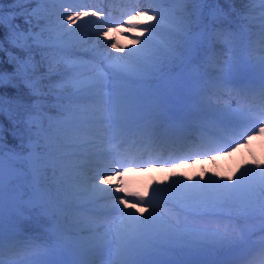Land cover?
Listing matches in <instances>:
<instances>
[{
	"label": "snow or ice",
	"instance_id": "snow-or-ice-1",
	"mask_svg": "<svg viewBox=\"0 0 264 264\" xmlns=\"http://www.w3.org/2000/svg\"><path fill=\"white\" fill-rule=\"evenodd\" d=\"M32 2L41 7L27 10L26 23L35 19L38 32L20 30L12 23L17 12L8 13L7 39L26 56L20 59L10 55V62L15 61L16 66L7 74V82L17 89L22 84L35 99L26 103L19 96L6 98L0 94V117L7 114L11 135L17 141L15 145L8 142L0 121V264H180L175 259L178 255L202 246L225 249L249 240V234L239 229L241 220H258L255 227L264 234V164L255 156L257 166L242 164L237 169L239 175L229 174L219 181L200 176L204 182L196 184L178 179L151 193L185 217H223L235 224L233 229L221 232L189 226L179 215L165 220L155 208L143 219L124 212L120 205L134 209L145 203L151 206V200H144L149 195L147 190L130 188L123 179L143 169L134 163L131 167L122 165L116 158L122 145L108 147L111 141L100 134L110 129H131L148 135L157 128H163L166 135L179 134L184 131V122L176 120L174 112L190 107L195 97H207L210 104L211 96L227 90L240 98L255 94L258 117L250 118L232 109L241 117L230 128L237 139L226 141L227 147L218 148L216 155H198L215 160L217 155H231L241 147H250L255 136H264V84L256 90L235 88L229 86L228 79L239 70L235 49L253 19L259 22V42L264 45V0H246L248 5L259 7L245 10L232 7L235 0H224L230 6L227 11L219 7V0H150L154 5L172 6L166 9V36L158 39L156 25L146 27L150 21L159 24L165 19L159 7L132 8L119 26L95 33L90 46L83 45H88L92 34L76 36L77 30L68 26L85 17H104L103 9L70 11L64 7L66 17L41 27L42 6L63 0H13V6L23 12L20 6ZM209 3L217 7L209 10L212 23H205L204 6ZM188 5L193 7L189 9ZM253 12L258 15L253 17ZM231 14L242 22L238 29L230 27ZM4 25L0 4V26ZM101 32L108 41L113 40L112 33H134L131 44L138 47L126 51L119 40L103 44ZM211 40L222 42L226 54L212 57L218 74L209 77L199 57ZM3 43L0 40V51ZM109 47L122 55L113 56ZM34 49L39 51V61ZM79 52L87 53L89 59ZM257 64L264 72V54L257 58ZM105 65L108 74L101 77L98 74ZM42 66L44 71H40ZM5 77L0 71V88L5 86ZM200 103L203 105V100ZM206 119L207 113L200 122ZM100 125L108 128L101 129ZM181 163L173 162L172 166ZM87 169L95 171L89 175ZM216 176L213 172L212 177ZM110 179L115 181L110 188L100 187ZM130 197L136 199L130 201ZM41 218L47 221L50 242H40L35 235L20 239L21 225ZM5 221L11 230L7 240ZM245 264H264V236Z\"/></svg>",
	"mask_w": 264,
	"mask_h": 264
},
{
	"label": "rangeland",
	"instance_id": "rangeland-1",
	"mask_svg": "<svg viewBox=\"0 0 264 264\" xmlns=\"http://www.w3.org/2000/svg\"><path fill=\"white\" fill-rule=\"evenodd\" d=\"M140 4L131 6L132 8H155L159 7L161 14L165 16V19L160 21L159 24H157L156 21H150L146 27L151 28L153 25H156V32H157V38H161L167 35V30L169 27L168 23V12L166 13V9L168 8V5H154L150 3V0H138ZM59 3V2H57ZM120 3V4H119ZM239 5L241 10H245L247 8H257L259 5H248L246 3V0H235L234 2ZM60 8H57L54 6L52 2H49L47 4L48 10V18L46 19L47 23H56L59 21L61 16L66 17L68 13H63V8L68 7L70 11L74 9L79 10H94V9H103L105 12V16H96V17H85L82 20L77 21L75 24L69 25V28L77 30L75 32L76 36H79L81 33H90L91 38L88 42V45L83 46H90L91 42L96 39V36L94 35L97 32H100L101 29H106L110 26H119L122 18H126V12H122L117 10L115 6H122L124 5L123 0H63V3H59ZM111 7V8H110ZM193 6L188 5V8L191 9ZM126 10H128V7H126ZM131 11V10H130ZM150 15L152 13H149ZM257 12H253L252 16H257ZM42 17V16H41ZM106 20L107 22H103ZM89 21H95V23H89ZM64 23L67 24V20H64ZM259 24V22L255 19L252 20V24ZM32 24L36 25V20H32ZM41 27H43L45 24L43 23L42 19H40ZM113 40L108 41L106 38L103 37L102 32L100 35V40L103 44H110L112 42H115L116 40H119L121 45L125 46V50L132 49L134 47H138L136 45L131 44V39L134 37V33H125L123 35H119L116 33H112ZM145 35L147 36V32H145ZM140 39H144V37H141ZM260 39V37H259ZM214 43H219L220 41L211 40ZM260 41V40H259ZM221 43V42H220ZM208 44V43H207ZM208 52L210 51L209 44L207 45ZM262 48H264V45L258 44V46H255L253 49L254 55L261 56L264 54L262 52ZM4 49L7 52L13 51L15 56H18L20 59H24L26 56V52L23 51L19 47L15 46H4ZM250 50V45H248V42H238L237 47L235 49L236 56L239 58L240 61V67L237 72H235L233 75H231L229 79V86L235 87V88H241L242 78L246 74H256L260 71V73H264L261 71L260 67L257 64V58L254 60H248L246 51ZM108 51L112 53L113 56L122 55L120 53H117L114 49L108 48ZM35 59L37 61L40 60L39 51L34 49ZM226 53H222L220 57L222 58ZM79 56H82L84 59H89V56L87 53L79 52ZM10 56V55H9ZM218 56V55H217ZM202 58L208 59L212 61V58H208V54H205ZM3 61V62H2ZM0 68L5 66V59L0 58ZM16 66V64L14 65ZM45 68L40 69V71H44ZM87 71V69H86ZM5 73V72H4ZM6 74V73H5ZM108 74L107 65H105V70L99 73L101 77ZM5 84H8L7 82V74L5 77ZM10 91L13 92V95L9 93H3L6 98L7 97H15L19 96L21 99H23L25 102H27L28 98L26 95L28 94L27 90H21L12 87L11 85L8 87ZM2 94V93H0ZM203 97H195L192 100H190V107H187L189 109H199L200 107V101ZM205 98V97H204ZM208 99V98H207ZM211 103L208 106L209 108L206 109L207 117H210V119H213L214 121H218L215 123H218V126H210L208 129V132H205L204 135L210 139L211 141H214L216 146L218 148H224L227 147V144H222V142L219 140L218 135L222 136L224 139V142L226 141H234L237 139V137L232 136L230 133V127L232 126L236 120H223L219 117L221 114H225L226 112L232 113V109H239L240 111H243L246 116L252 118V114L256 111L260 112L259 104L257 103H251L249 102V98H240L236 96L235 94H229L227 90H221L216 95L211 96ZM230 106V107H229ZM186 108V109H187ZM183 110L184 113H190L189 110ZM256 118V117H254ZM203 120V119H202ZM220 122V123H219ZM203 123H209V120H206ZM223 124V125H221ZM229 125V126H227ZM101 129L108 128L107 125H100ZM248 127H251V124L249 123ZM227 128V129H226ZM134 134V144L136 145L133 149L135 151L136 149H141L142 145L140 142V139L143 137H146L147 135H143L140 132H136L134 130L128 129V130H116V129H110L108 131H101V135L107 136L109 140L111 141L110 144H108V147L116 149L117 146L121 145V142L127 135H133ZM214 131V132H213ZM17 144V143H16ZM15 145V144H14ZM120 148V147H119ZM119 148L117 150H119ZM207 151V150H206ZM206 153H211L212 155H216V151ZM116 153L114 152V155ZM153 154V153H152ZM133 158L142 159V155L139 153V151H136L133 154ZM138 155H141L139 157ZM156 156H159L158 154ZM253 156H255L256 161H258L260 164H264V136H255L252 144L250 147H241L239 150L232 152L231 155H217V158L215 160L211 159L210 156H198L193 157L187 160H183L185 164L183 167L180 168H173L172 163L170 164H160L156 163V165H153L150 168H143L141 166H137V168H141L143 170H134L130 173H128L127 176H125L123 179L125 181L129 182L130 188H138L141 190H147L149 195L144 197V200L147 202L149 200L152 201L151 206H149L147 203L142 205L139 209H134L131 207L125 208L124 205H120V208L123 209L124 212H133L136 216L143 219L144 217L149 216L150 213H152L153 208L157 210V213L163 217L165 220L169 219H175L176 215H179V218L181 221L186 223L189 226L193 227H201V228H207V229H219L221 232L229 231L235 227L233 222H230L228 219L223 217H215V216H208L203 218H192V217H185L179 213H176L174 207L171 204L166 203H160L156 199H154L151 196V193L157 188V187H168L172 185V181L175 180H182L185 184H196V183H203L204 181H200L199 177L204 176L205 180L209 178H214L216 180H221L223 177L229 175V174H236L239 175L237 169L241 168V165L245 166H251L256 167V163L253 161ZM119 155L116 157L118 158ZM155 158V156H154ZM162 158V157H161ZM140 159V160H141ZM120 160V159H119ZM177 162V161H175ZM182 162V163H183ZM132 166V165H131ZM87 174L91 175L95 171V169H87ZM217 173L216 177H212V173ZM188 178V179H185ZM115 181L111 180L109 181V184L107 185H100L102 188H110ZM113 196H122L124 194L120 193H113ZM135 197H130V201H134ZM107 203H111L110 200L105 201ZM148 209L145 211V209ZM140 213H143V216H140ZM46 221V220H45ZM251 226V225H250ZM249 223H246L244 225H241L239 229H242L244 232L250 234L249 232ZM6 228V229H5ZM4 228V234L11 235V230L9 227ZM238 229V231H239ZM261 240V239H260ZM258 240V237H254L253 242L254 244H258L260 241ZM219 249H214L210 245L202 246L200 249L192 252H186L182 255H178L175 259L181 263L187 262V259L189 255H192L193 259H209L210 257H216L217 252ZM67 257V254L65 255ZM175 264V262H174Z\"/></svg>",
	"mask_w": 264,
	"mask_h": 264
},
{
	"label": "trees",
	"instance_id": "trees-1",
	"mask_svg": "<svg viewBox=\"0 0 264 264\" xmlns=\"http://www.w3.org/2000/svg\"><path fill=\"white\" fill-rule=\"evenodd\" d=\"M0 4L3 5V10H4V13H5V25L4 26H0V40H3V51H0V58L2 59H5V66L0 68V71L2 72H5L6 74H9V73H12L15 69V61H11L10 62V56H13V57H18V56H15V54L13 53V51H9L7 52L5 49H4V46H12V44L9 43L8 39H7V35H8V27H7V24H8V13L9 12H17V15L15 16V19L12 21V23L14 25H18L20 30H23L25 32L29 31L30 29L33 30V31H36L38 32L40 30L39 27H36V25H33L32 23L29 24V23H26V19L28 18L27 17V10H30V9H35L37 7H41V5H39L38 3L36 2H32V3H27V4H24L22 6H20L22 9H24L23 12L19 11V9L15 8L13 6V0H0ZM47 4H44L42 7H43V11L41 13V16H42V21L44 24H46V19L45 18H48V10L49 8L47 7ZM55 7L57 8H60V5L59 3H53ZM169 7H172L171 5H168ZM217 7V4L216 3H209L208 5H205L204 6V12H205V23H212V17L209 15V10L210 9H214ZM219 7L225 9V11H227L229 9V5L224 3V0H219ZM232 7H235L236 9H239L241 10V8L239 7V5L237 6V4H233ZM231 25L230 27L232 29H238L239 26L241 25V21L236 17L235 14H231ZM243 23H247V22H243ZM41 26V24H40ZM213 27H215L216 25L213 23L212 24ZM250 27L253 26V27H256L257 25L256 24H251L249 25ZM209 46L211 48H214V49H221L223 48L222 44L219 42V43H214L213 41H209L208 42ZM207 43L205 44L204 48L202 49L201 53H200V57H199V60L202 64H204V58H202L204 56L205 53H207L208 51V45ZM210 48V49H211ZM3 62V61H2ZM2 62H0V64H2ZM42 68H44L42 66ZM204 69H207V72L208 73H212V72H217V68L215 67H204ZM10 85L9 84H5V86L3 88H0V93H9L13 95V92L10 91L8 89ZM19 89H25L28 91L27 88H25L22 84H20L19 86ZM26 97L28 98L27 102L26 103H31L32 100H34L35 98L32 97L29 92L28 94L26 95ZM0 121L3 122L4 124V127H5V135H6V138L8 140L9 143L11 144H16L17 141L15 139H13L12 135H11V128H12V125L10 124L9 120H8V117H7V114H5V116L3 117H0ZM46 226H47V221H45L43 218L41 219H34L32 221H29V222H26L24 223L23 225H21L22 229H23V232L21 234L20 237H24V236H31V235H35L38 237L39 241L40 242H46L48 240V237L49 234L48 232L46 231ZM5 227H9L10 228V225L7 223V221H5V225H4V228ZM6 229V228H5ZM7 236L6 237H9V234H6Z\"/></svg>",
	"mask_w": 264,
	"mask_h": 264
},
{
	"label": "bare ground",
	"instance_id": "bare-ground-1",
	"mask_svg": "<svg viewBox=\"0 0 264 264\" xmlns=\"http://www.w3.org/2000/svg\"><path fill=\"white\" fill-rule=\"evenodd\" d=\"M173 182V181H172ZM187 184V183H186Z\"/></svg>",
	"mask_w": 264,
	"mask_h": 264
}]
</instances>
